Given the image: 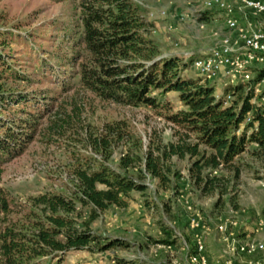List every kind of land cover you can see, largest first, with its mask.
I'll return each instance as SVG.
<instances>
[{
	"label": "rangeland",
	"instance_id": "1",
	"mask_svg": "<svg viewBox=\"0 0 264 264\" xmlns=\"http://www.w3.org/2000/svg\"><path fill=\"white\" fill-rule=\"evenodd\" d=\"M80 2L0 0V41L6 40L2 49L9 54L6 89L48 107L37 118L33 139L22 153L0 160V192L9 203V211L0 213L8 221H0V225L16 224L20 231L29 232L35 220L45 217L33 205L32 198L44 193L74 196L77 193L74 169L79 163L88 162L131 176L147 188L132 191L127 207L112 205L89 222L93 234L103 239H118L123 244L96 253L72 250L63 256L61 264H119L121 260L192 264L187 245L192 244L195 234L189 226L193 213L202 217L205 226L202 240L206 255L214 262L220 261L218 256L222 250H231L233 238L264 242V148L248 142L245 151L229 167L205 169L203 174L223 179L224 186L211 193H204L192 175L191 168L197 158L174 156L168 161L161 160L164 169L170 168L167 172L170 180L162 184L152 177L145 170L146 154L151 150L157 155L156 147L177 141L180 127L170 122L167 115L184 106L177 92L161 94L159 90L153 92L159 104L156 107L103 101L80 89L77 78L69 79L64 73L75 70L77 61L74 66L67 61L81 52L76 41L81 32ZM134 2L151 24L147 37L157 46L158 58L178 57L187 63L184 76L199 78L191 66L192 59L206 54L227 34L220 12L209 11L213 18L207 21L203 17L209 12L195 0ZM162 10L166 11L165 16L160 15ZM184 15H189V19L181 20ZM195 19L206 22L205 28L199 29ZM224 88L219 83L215 93ZM31 105L30 102L11 104L6 111H1L0 117L5 115L9 121L17 122L19 117L26 116L25 111H35ZM73 106H77L79 113L78 117L74 116L76 127L64 134H51L49 124L57 109L63 107L70 112ZM106 124L120 132L119 136L115 135L117 140L108 158L106 151H98L84 142L85 132L81 128L90 125L98 132ZM207 152L210 151L207 149ZM123 159H131L132 165L125 168ZM70 216L77 226L83 227L89 221L90 210L77 204V211ZM219 224H226V231L219 232ZM163 228L171 231L174 244L162 241L167 238ZM57 262L53 257L37 260V264Z\"/></svg>",
	"mask_w": 264,
	"mask_h": 264
},
{
	"label": "trees",
	"instance_id": "2",
	"mask_svg": "<svg viewBox=\"0 0 264 264\" xmlns=\"http://www.w3.org/2000/svg\"><path fill=\"white\" fill-rule=\"evenodd\" d=\"M80 5L81 32L76 41L81 52L67 61L70 66L77 61L75 70L64 73L69 79L77 78L80 89L103 101L156 107L159 104L153 92L159 90L161 94L177 92L184 106L167 115L170 122L180 127L177 141L156 147L157 155L151 150L146 154L145 170L152 177L162 184L170 180L167 175L170 168L164 169L161 160L168 161L174 156L197 158L191 168L192 175L204 193H211L224 186L223 179L203 174L205 169L229 167L233 159L245 151L248 142H256L264 148V105L252 103L253 92L247 91L245 85L226 87L221 93H215V86L201 76L185 77L187 63L178 57L158 58L157 46L147 37L151 24L134 0H81ZM211 18L212 12L203 17L207 21ZM6 44L5 39L0 41V114L9 105L24 102H30L35 111H25L26 116L19 117L17 122L9 121L5 115L0 117V160L22 153L33 139L37 118L48 111L43 102L34 103L23 94L6 89L9 54L2 49ZM228 93L232 100L224 105ZM249 112L252 119L244 123ZM74 116H79L77 106L70 112L58 108L49 124L51 134L60 135L74 129ZM81 128L85 132L84 142L98 151L103 149L108 158L119 130L111 124L104 125L98 132L90 125ZM132 163L131 159L122 160L125 168ZM74 176L77 190L74 196L44 193L32 198L33 205L45 217L33 222L30 233L20 231L16 224L0 225V264H37L43 257H53L61 264L63 256L72 250L96 253L123 244L118 239H103L93 234L89 222L112 205L127 207L131 192L144 191L146 185L106 165L95 167L88 162L79 163ZM77 204L90 210L89 221L83 227L77 226L70 216L77 211ZM8 211L6 195L0 192V213ZM0 221L6 223L8 219L0 217ZM162 231L167 237L162 241L174 244L171 231L166 228ZM119 264L143 263L121 260Z\"/></svg>",
	"mask_w": 264,
	"mask_h": 264
},
{
	"label": "built area",
	"instance_id": "3",
	"mask_svg": "<svg viewBox=\"0 0 264 264\" xmlns=\"http://www.w3.org/2000/svg\"><path fill=\"white\" fill-rule=\"evenodd\" d=\"M195 2L201 5L204 11H219L227 30V34L221 37L214 48L192 59L191 66L197 75L214 84L215 89L219 83L225 88L243 84L247 91L253 92L252 103L264 105V0H195ZM150 15L153 16L154 13ZM160 15L165 16L166 11H160ZM189 17L184 15L181 20H188ZM196 25L203 29L206 22L198 19ZM231 100L232 95L228 93L223 104L228 105ZM251 119L252 112H249L244 123L250 122ZM189 226L195 234L192 237V244L187 245L188 259L192 264H208L202 240L205 226L199 213L190 216ZM226 229V224L217 225V230L221 233ZM230 244L231 251L237 256L249 257L246 264H264V242L233 238Z\"/></svg>",
	"mask_w": 264,
	"mask_h": 264
},
{
	"label": "crops",
	"instance_id": "4",
	"mask_svg": "<svg viewBox=\"0 0 264 264\" xmlns=\"http://www.w3.org/2000/svg\"><path fill=\"white\" fill-rule=\"evenodd\" d=\"M249 258V257H247ZM246 257L236 255V253L231 250H222L221 254L218 256L220 261H212L211 258L207 255L208 264H246ZM217 262V263H216ZM219 262V263H218Z\"/></svg>",
	"mask_w": 264,
	"mask_h": 264
}]
</instances>
